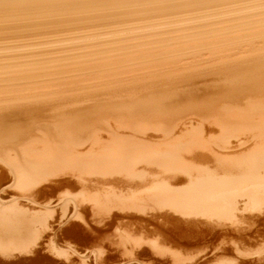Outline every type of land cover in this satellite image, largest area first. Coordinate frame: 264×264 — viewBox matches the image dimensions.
<instances>
[{"label": "bare ground", "instance_id": "bare-ground-1", "mask_svg": "<svg viewBox=\"0 0 264 264\" xmlns=\"http://www.w3.org/2000/svg\"><path fill=\"white\" fill-rule=\"evenodd\" d=\"M187 12L177 27L45 41L69 22L57 16ZM1 22L0 261L44 249L80 264L51 244L124 226L120 263L264 264V0H0ZM213 235L229 248H166Z\"/></svg>", "mask_w": 264, "mask_h": 264}, {"label": "rangeland", "instance_id": "rangeland-1", "mask_svg": "<svg viewBox=\"0 0 264 264\" xmlns=\"http://www.w3.org/2000/svg\"><path fill=\"white\" fill-rule=\"evenodd\" d=\"M222 8H224V7H222ZM226 8V7H225ZM206 11H210V10H213V9H221L220 7H217V8H212V9H208V8H204ZM201 10V12H204L205 10ZM208 9V10H207ZM188 13V14H187ZM187 13H184V14H172L173 16H171V15H169V16H160V15H156V14H153L152 15V17L150 16V15H145L146 16V18H149V19H146V18H144V15L141 17H139L140 19H142V20H140V19H137V21L135 22V20H132L131 22L130 21H124V24H123V22L122 21H115V23H111V22H107L108 23V25H107V23H105V22H95L94 23V21H93V23H90L91 25L92 24H102L101 26L100 25H95V27L94 26H90V27H94L93 29L91 28L90 29V27H88L90 24H89V22H88V24H87V21H85V22H83L82 21V23L80 22V21H76V22H74V21H71L70 22V18L72 17V16H74V15H63V16H57V17H64V18H68V21L69 22H66V23H64V24H62V25H60V23L59 24H57V25H60L59 27L61 28H59V27H57V28H55V30L54 29H46L44 32L45 33H51V34H49V36H54V37H47V40H45V41H63L62 39H64V41H72V42H74V41H82L84 38L83 37H80L79 38V36L78 35H80V36H82V35H89L90 33L92 34H99L101 31V33L103 34V33H106V32H109L110 31V33H118L119 31V33H130V31L133 29V31L132 32H136V31H134V29H136L137 30V32H139L140 30H142V29H140V28H142L141 26L143 25V27H145V25H148V27L150 28L151 26L152 27H154L155 26V24H156V26L158 27V26H166L167 24H169L168 26H171V27H177V26H179L178 24H180V22H172L171 21V18H178L179 16L181 17V16H185V15H191L192 13L193 14H196L195 12H187ZM150 16V17H149ZM154 16L155 17H157V18H154ZM159 16V17H158ZM170 17V18H169ZM143 18H144V21H143ZM151 18V19H150ZM58 19V18H57ZM72 19H74V18H72ZM158 19V20H157ZM167 19V20H166ZM12 20V19H11ZM6 21V23H5V26H7L6 24H8V26L9 25H14L15 23H16V25H18V26H21V24H23V23H21L20 21H17V22H15V20H12V21H14V22H12V21ZM49 20H50V22H51V20L52 19H50V18H48V23H50L49 22ZM153 20H154V22H153ZM156 20V21H155ZM134 21V22H133ZM160 21V22H159ZM12 22V23H11ZM114 22V21H113ZM129 22V23H128ZM139 22V23H138ZM160 23V25H159V23ZM162 22L164 23V24H162ZM21 23V24H20ZM41 23V22H40ZM44 23H46V21L44 22ZM43 23V24H44ZM68 23H70V25L71 26H73V25H75L74 26V28H73V30L74 29H76L77 28V31L76 30H74L73 32L71 31L72 29H67L68 31L66 32V30H64V28H65V26H63V25H66V27L68 28V26H70V25H68L67 26V24ZM81 25H80V24ZM110 23V24H109ZM142 23V24H141ZM20 24V25H19ZM103 24H105V27L103 26ZM116 24V25H115ZM126 24V25H125ZM129 24H131V25H133V26H131V25H129ZM137 24V25H136ZM140 24H141V26H140ZM153 24V25H152ZM182 24V23H181ZM1 25H4V22H1L0 23V26ZM16 25H14V26H12V27H15ZM77 25H78V27H79V29H78V27H77ZM85 25H88V26H85ZM107 25V26H106ZM109 25H110V27H109ZM112 25V26H111ZM150 25V26H149ZM71 26L69 27V28H71ZM128 26H129V30H128ZM140 26V27H139ZM155 26V27H156ZM62 27H64V28H62ZM82 27H84L85 29H82ZM97 27V30L95 29ZM99 27V28H98ZM123 27V28H122ZM134 27V28H133ZM136 27V28H135ZM147 27V28H148ZM58 28L60 29V30H58ZM81 28V29H80ZM88 28V29H87ZM103 28H104V30L105 31H103ZM109 28H111L114 32H111L112 30L111 29H109ZM117 28H118V32H117ZM122 28V29H121ZM127 30H126V29ZM66 29V28H65ZM90 29V30H89ZM95 29V30H94ZM124 29V31L122 32V30ZM138 29H139V31H138ZM49 30V31H48ZM54 30V31H53ZM58 30V31H57ZM100 30V31H99ZM116 30V31H115ZM41 31V30H40ZM42 31V32H43ZM46 31H48V32H46ZM53 31V32H52ZM79 31V32H78ZM89 33H88V32ZM28 32V31H27ZM32 32V31H31ZM37 32H39V31H37ZM59 32V33H58ZM141 32V31H140ZM54 33V34H53ZM68 33H70V35L68 34ZM78 33V34H77ZM100 33V34H101ZM58 34H60V36L58 35ZM73 34V35H72ZM75 34V35H74ZM77 34V35H76ZM63 35H65V36H63ZM72 35V36H71ZM68 36H69V38H68ZM74 36H76V38L74 37ZM58 37H60L59 39H58ZM62 37V38H61ZM37 38V39H36ZM50 38V39H49ZM52 38V39H51ZM57 38V39H56ZM73 38H75V39H73ZM83 38V39H82ZM27 39V40H26ZM26 39H22V40H26V41H44V39L45 38H40V37H34L33 39H29V38H26ZM40 39V40H39ZM61 39V40H60ZM78 39V40H77ZM57 41V42H58ZM74 223H78V221H75ZM124 228V226H121L120 228H118V230L117 229H115V228H110L109 230H106V232H105V234L103 235L104 237H103V240L101 241V243L102 244H100V243H98V244H95V245H85V244H81V243H79V242H77V241H74V240H67L68 241V246H66V247H64L63 248V246L65 245L62 241H55V243L53 242L52 244H51V247H50V249H53L52 251L53 252H57V251H61V252H63V254H67L68 256H70V262L72 261V262H76V261H81V263L82 264H95V262H96V260H97V258H96V256L98 255V252H99V256L101 257V260H100V263L101 264H136L135 262H126V260H124L125 262L124 263H120V261L119 260H121L122 258H124L125 259V257H123V256H120V254L118 253L117 254V252H116V247H115V245H113L112 243H114L115 241H116V239H117V236L119 235V234H121L123 231H122V229ZM133 227H135L134 225H131L130 227H125V229H129V230H131V228H133ZM115 230H117V231H115ZM124 230V229H123ZM263 238V239H262ZM260 239L261 240H259V239H257V243L259 244L260 242H261V244H259V246L260 245H263L264 246V237H260ZM150 240V239H149ZM176 240V239H175ZM57 242V243H56ZM230 242H231V240H230V236L229 235H213V236H206V239H205V243L204 244H200L199 246H192V247H188V248H186V249H180L179 248V240H178V243L176 244V245H173V244H169V245H167V249H169V250H171V251H174V252H177V253H179V252H181L182 254H185V253H191V254H196V252H198L201 248H204V247H208V246H210V247H213V246H218V245H221V248H223V249H228L229 248V246H230ZM60 243V244H59ZM256 243V242H255ZM255 243L254 244H252L253 246H250L249 248H248V250L249 251H251V252H254L255 251V248L256 247H258L259 248V246H257L258 244H256L255 245ZM110 244H112V245H110ZM252 247V248H251ZM46 249V251H47V247L45 248ZM149 249V246L147 245V244H145L144 246H142L141 247V252H145V251H147ZM251 249H253V250H251ZM262 249H263V247L261 248V246H260V250L262 251ZM44 249H39L38 250V252H37V254H34V255H32V256H22L21 258H19L18 257V259H19V261H18V259H13V260H10V261H6V263L4 262H2V261H0V264H69L68 262L67 263H64V261H62V260H60V259H58V258H55V256H53V255H51V254H49V252L47 253V252H45V251H43ZM84 251V252H83ZM95 251H97V253L95 252ZM257 251H259V249L257 250V248H256V251L255 252H257ZM263 251H264V249H263ZM262 251V252H263ZM86 252V253H85ZM88 252H90V254L88 253ZM260 252V251H259ZM262 252H260L258 255L260 256L261 254V257H264V253H262ZM75 253V254H74ZM76 253H78V254H80L79 255V257H77L78 255H76ZM74 254V255H73ZM82 254H84V255H82ZM89 254V255H88ZM71 255H72V257H71ZM85 255H87V256H85ZM80 256L82 257V258H84V256H85V258L84 259H81L80 258ZM118 256L119 257H121V259L120 258H118ZM232 255H229L228 256V258H232L231 257ZM75 258V259H74ZM80 258V259H79ZM227 258V257H226ZM25 259V260H24ZM77 259H79V260H77ZM255 259V258H254ZM23 260V261H22ZM12 261V262H11ZM145 261V262H144ZM8 262V263H7ZM78 262H76V263H78ZM80 263V264H81ZM143 263H147L148 264V262H146V260L144 259L143 260ZM79 264V263H78Z\"/></svg>", "mask_w": 264, "mask_h": 264}]
</instances>
